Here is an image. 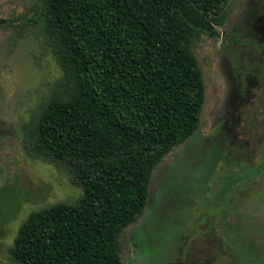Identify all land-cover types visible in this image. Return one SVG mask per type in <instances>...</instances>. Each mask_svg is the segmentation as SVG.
Returning <instances> with one entry per match:
<instances>
[{
    "label": "trees",
    "instance_id": "16d2710c",
    "mask_svg": "<svg viewBox=\"0 0 264 264\" xmlns=\"http://www.w3.org/2000/svg\"><path fill=\"white\" fill-rule=\"evenodd\" d=\"M226 2L39 0L62 90L41 108L29 153L65 164L81 195L29 212L13 261L123 264L118 236L142 213L151 170L198 127L204 93L191 39L220 35Z\"/></svg>",
    "mask_w": 264,
    "mask_h": 264
},
{
    "label": "rangeland",
    "instance_id": "374dc122",
    "mask_svg": "<svg viewBox=\"0 0 264 264\" xmlns=\"http://www.w3.org/2000/svg\"><path fill=\"white\" fill-rule=\"evenodd\" d=\"M38 3L0 0V264H20L9 248L29 212L81 195L65 164L29 153L62 90ZM216 29L191 39L198 127L151 170L143 211L118 236L123 264H264V0H227Z\"/></svg>",
    "mask_w": 264,
    "mask_h": 264
}]
</instances>
